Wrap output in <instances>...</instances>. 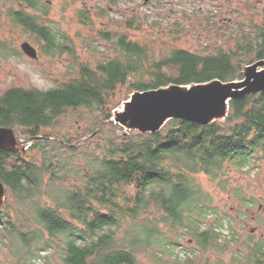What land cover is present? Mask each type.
Masks as SVG:
<instances>
[{"label": "trees", "instance_id": "16d2710c", "mask_svg": "<svg viewBox=\"0 0 264 264\" xmlns=\"http://www.w3.org/2000/svg\"><path fill=\"white\" fill-rule=\"evenodd\" d=\"M14 1L25 8H10L8 16L40 42L43 54L74 56L67 36L41 23V17L48 15L45 4L39 0ZM79 19L86 23L87 12L81 10ZM251 38V34H244L234 52L217 48L200 55L173 49L150 61L148 48L128 40L126 35H116L115 58L100 61L93 69L80 64L79 74L47 90L13 87L0 96V126L21 129L22 136L32 141V148L48 151L51 158L57 146L66 145L72 152L78 148V141L72 138L53 139L52 133H42L52 130L63 113L84 109L102 116L96 127L87 128L84 134L95 133L93 140L103 141L96 146L98 152L92 153L84 173L70 167L76 169L80 183L69 181L67 187L64 181L51 191L50 202L36 200L32 204V218L38 228L30 236H48L34 258H40L39 253L48 249L50 240H56L63 246L60 264H142L138 255L144 253L152 254L154 264H188L175 254L180 243L168 233L183 229L201 248L220 243L224 223L216 221V226H205V220L219 212L196 176L203 174L225 186L226 166L249 171L254 162L264 160V92L231 100L222 122L201 126L171 119L154 133L126 132L110 122L111 105L119 88L133 93L215 79L241 80L243 67L264 60V29L259 30L255 40ZM253 51L256 54L251 56ZM237 52H242L244 58H237ZM105 124L119 130V134L102 138ZM47 170L52 171L51 160L38 165L23 154L0 152V181L6 193H15L23 207L27 198L41 195L38 186L44 182ZM52 177L50 174L48 180ZM129 187L134 189L131 195L126 190ZM248 203L256 202L251 199ZM7 205L0 209V222L6 223L8 232L26 246V232L15 230L3 212ZM251 239L249 236L246 240L252 246L243 264H264V238ZM164 255L175 260L163 261Z\"/></svg>", "mask_w": 264, "mask_h": 264}, {"label": "rangeland", "instance_id": "374dc122", "mask_svg": "<svg viewBox=\"0 0 264 264\" xmlns=\"http://www.w3.org/2000/svg\"><path fill=\"white\" fill-rule=\"evenodd\" d=\"M39 1L48 7V15L41 17V23L66 35L74 48V56L67 53L52 57L43 54L40 42L14 24L8 16L10 8L23 9L24 5L14 0H0V96L13 87L47 90L79 74L80 64L93 69L98 62L115 58L116 35H126L128 40L148 48V58L152 61L166 56L173 49L200 55L213 53L217 48L234 52L238 50L237 43L244 34H251V39L255 40L259 30L264 29V0H153L147 6L141 0ZM81 10L87 12L86 23L79 19ZM24 42L36 50V58H29L22 52ZM252 46H256L255 41ZM255 52L250 55L254 56ZM237 53V58H244L242 52ZM243 68L242 74L246 71V67ZM132 94L126 93L123 88L117 89L111 105L110 122L118 124L113 120L114 116ZM101 119L102 116L95 110L68 109L63 113L52 130L46 129L42 133H52L53 139L72 138L78 141V148L72 152L66 145H61V148L57 146L54 158L48 157L51 153L47 155L46 150L32 148V141L22 136L21 129L14 128L18 146L25 148V159L38 165L44 160H51L52 171L49 173L47 170L44 182L38 186L41 195L27 198L25 208L17 201L15 193L7 191L1 210L9 203L7 209L3 210L9 216L7 220L15 230L26 232L24 235L29 240L24 246L17 236L8 232V225L0 222V264L61 263L63 246L56 240H50L48 249L39 253L40 258H34L36 249L43 245L48 236L45 233L40 235L41 239L39 236L32 237L38 228L33 222L32 204L36 200L39 203L50 202V194L64 181L67 187L69 181L80 183L79 176L74 173L76 169L70 167L75 166L84 173L90 156L98 152L96 146L103 144V141L93 140L95 133L90 136L84 134L87 128H95L96 122ZM121 127L129 131L125 126ZM102 129V138L119 134V130L109 124ZM50 174L53 177L48 180ZM224 177L228 180L225 186L203 174L196 176L203 190L212 196L213 206L219 212L218 216H209L205 226H216V221L224 223L217 246L201 248L183 229H167L173 231L168 235L180 243V247L174 251L183 263L243 264L247 261L248 247L250 249L252 246V242H246L249 236L251 240L264 238V160L254 162L249 171L240 172L226 166ZM45 184L49 186L45 187ZM126 190L130 195L134 193L132 187ZM251 199L256 203H248ZM178 234L182 237L177 238ZM164 256L163 261L175 260V257ZM138 257L142 264H154L151 253Z\"/></svg>", "mask_w": 264, "mask_h": 264}, {"label": "water", "instance_id": "95a60500", "mask_svg": "<svg viewBox=\"0 0 264 264\" xmlns=\"http://www.w3.org/2000/svg\"><path fill=\"white\" fill-rule=\"evenodd\" d=\"M21 50L29 58H36V50L29 43L24 42ZM263 65L264 61L260 60L246 66L241 80L221 82L215 79L201 84L135 91L113 120L127 130L139 133L157 132L171 119L201 126L224 120L231 100L264 92ZM17 143L14 129L0 126V152L24 154L25 148H20ZM5 200V186L0 181V209Z\"/></svg>", "mask_w": 264, "mask_h": 264}, {"label": "flooded vegetation", "instance_id": "af4514ba", "mask_svg": "<svg viewBox=\"0 0 264 264\" xmlns=\"http://www.w3.org/2000/svg\"><path fill=\"white\" fill-rule=\"evenodd\" d=\"M143 2L144 6H147L148 4H150L153 0H141ZM157 2L160 0H156Z\"/></svg>", "mask_w": 264, "mask_h": 264}, {"label": "bare ground", "instance_id": "6f19581e", "mask_svg": "<svg viewBox=\"0 0 264 264\" xmlns=\"http://www.w3.org/2000/svg\"><path fill=\"white\" fill-rule=\"evenodd\" d=\"M116 113H120V111H117Z\"/></svg>", "mask_w": 264, "mask_h": 264}]
</instances>
